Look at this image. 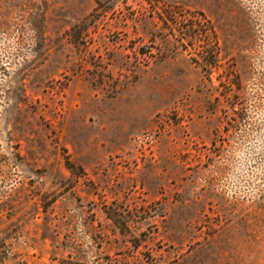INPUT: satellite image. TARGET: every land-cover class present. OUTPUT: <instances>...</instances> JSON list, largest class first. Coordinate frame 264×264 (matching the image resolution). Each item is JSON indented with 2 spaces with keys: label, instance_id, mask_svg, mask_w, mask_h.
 I'll use <instances>...</instances> for the list:
<instances>
[{
  "label": "rangeland",
  "instance_id": "rangeland-1",
  "mask_svg": "<svg viewBox=\"0 0 264 264\" xmlns=\"http://www.w3.org/2000/svg\"><path fill=\"white\" fill-rule=\"evenodd\" d=\"M156 1L0 0V264H264V0Z\"/></svg>",
  "mask_w": 264,
  "mask_h": 264
},
{
  "label": "trees",
  "instance_id": "trees-1",
  "mask_svg": "<svg viewBox=\"0 0 264 264\" xmlns=\"http://www.w3.org/2000/svg\"><path fill=\"white\" fill-rule=\"evenodd\" d=\"M95 1V7L93 9L94 12L98 11L100 8H103L102 5V1L103 0H94ZM156 2H159L158 0ZM159 18L164 21V19L161 17V15L159 16Z\"/></svg>",
  "mask_w": 264,
  "mask_h": 264
}]
</instances>
